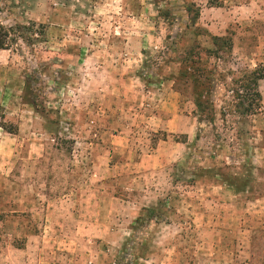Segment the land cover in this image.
Masks as SVG:
<instances>
[{"label": "rangeland", "instance_id": "1", "mask_svg": "<svg viewBox=\"0 0 264 264\" xmlns=\"http://www.w3.org/2000/svg\"><path fill=\"white\" fill-rule=\"evenodd\" d=\"M0 40V264H264V0H0Z\"/></svg>", "mask_w": 264, "mask_h": 264}, {"label": "crops", "instance_id": "2", "mask_svg": "<svg viewBox=\"0 0 264 264\" xmlns=\"http://www.w3.org/2000/svg\"><path fill=\"white\" fill-rule=\"evenodd\" d=\"M3 54V50H0V56H2ZM264 84V80H260L258 81V92H260L261 89V85ZM260 96H262L264 98L263 93H259ZM3 100H0V102H2ZM257 135L260 136V141L262 143L258 144L255 143L256 146H254L253 148V155L256 161V166L258 169H264V129L262 127L259 128V130L257 131ZM257 142V141H256Z\"/></svg>", "mask_w": 264, "mask_h": 264}, {"label": "trees", "instance_id": "3", "mask_svg": "<svg viewBox=\"0 0 264 264\" xmlns=\"http://www.w3.org/2000/svg\"><path fill=\"white\" fill-rule=\"evenodd\" d=\"M4 49V45L2 44L1 40H0V50ZM251 75V84L249 85L250 87H255V94L258 98H260V94L258 92V81L260 80H264V69H261L260 67H258L257 69H255L254 71H252V73H250ZM11 133V132H8Z\"/></svg>", "mask_w": 264, "mask_h": 264}]
</instances>
